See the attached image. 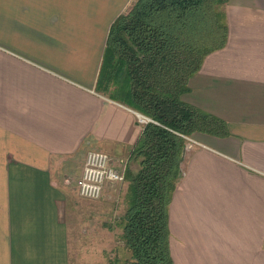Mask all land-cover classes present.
Listing matches in <instances>:
<instances>
[{
  "label": "crops",
  "instance_id": "0c3cea01",
  "mask_svg": "<svg viewBox=\"0 0 264 264\" xmlns=\"http://www.w3.org/2000/svg\"><path fill=\"white\" fill-rule=\"evenodd\" d=\"M133 1L0 0V264L129 257L110 201L125 181L92 201L77 180L91 149L126 172L143 131L135 109L97 87L110 27ZM225 12L227 44L183 99L231 133L187 143L169 211L174 264H264V0ZM99 231L107 243L91 246Z\"/></svg>",
  "mask_w": 264,
  "mask_h": 264
},
{
  "label": "trees",
  "instance_id": "16d2710c",
  "mask_svg": "<svg viewBox=\"0 0 264 264\" xmlns=\"http://www.w3.org/2000/svg\"><path fill=\"white\" fill-rule=\"evenodd\" d=\"M228 1L134 0L110 27L97 87L155 120L144 125L125 172V264H174L169 211L187 137L231 133L224 119L183 99L205 58L227 44Z\"/></svg>",
  "mask_w": 264,
  "mask_h": 264
},
{
  "label": "built area",
  "instance_id": "2783aa9c",
  "mask_svg": "<svg viewBox=\"0 0 264 264\" xmlns=\"http://www.w3.org/2000/svg\"><path fill=\"white\" fill-rule=\"evenodd\" d=\"M138 121L144 126L155 120L137 111ZM189 141L192 137H187ZM125 172L116 168L112 163L111 156L100 150H89L83 165V171L77 180L78 193L87 199H99L103 195L104 186L107 182L123 183Z\"/></svg>",
  "mask_w": 264,
  "mask_h": 264
},
{
  "label": "rangeland",
  "instance_id": "374dc122",
  "mask_svg": "<svg viewBox=\"0 0 264 264\" xmlns=\"http://www.w3.org/2000/svg\"><path fill=\"white\" fill-rule=\"evenodd\" d=\"M194 135L195 134H193L192 138H194ZM86 154H87V152H86ZM86 154L83 155L84 156L83 159H82V163L83 164H84V161H85V158H86ZM137 164H138L137 161L133 160V166L137 167ZM127 199H128V196H127V182H124L122 185L121 184L119 185L117 191H114V197L112 198V200H110V201H112L111 207H113V210H112L111 213H112V217L114 218L113 226H114L115 229L117 228V226H116L117 221L119 220L120 216L124 213V211H125V209H126V207L128 205L127 204V202H128ZM87 200L98 201V200H102V198L101 199L100 198L99 199H87ZM102 210H103L102 208L97 209V211H99V215H100V212H102ZM108 211H109V209H108ZM99 219H103L105 221L106 217L99 216ZM80 225H82L81 226L82 233L84 235H87L86 233H84V230H86L85 228L88 227L87 226L88 224H86V226H83V224L81 223ZM98 233L100 234L99 237H97V238H99V240H96L95 242H93L92 245H91V242L88 241L89 240L88 236H86V238H83L79 242V244H84L85 246H88V245L100 246V245L106 244L107 242L103 241V237H101L102 231H99ZM126 251L127 250L124 248L123 252L118 254V257L114 256L113 258H109V256H108V258H105V256H104V257H102V260L99 261V264H125L126 258L128 257L127 256L128 253ZM101 254H102V252H101ZM83 259L85 261H83L82 264H87L88 262L86 260H89V258H83ZM110 260H111V262H110ZM76 263H78V262H76Z\"/></svg>",
  "mask_w": 264,
  "mask_h": 264
}]
</instances>
